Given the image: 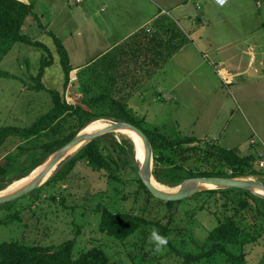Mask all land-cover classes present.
Masks as SVG:
<instances>
[{
	"label": "rangeland",
	"instance_id": "rangeland-1",
	"mask_svg": "<svg viewBox=\"0 0 264 264\" xmlns=\"http://www.w3.org/2000/svg\"><path fill=\"white\" fill-rule=\"evenodd\" d=\"M242 1L231 0L225 7H218L211 0H195L190 4L197 20L202 23L201 34L196 39L188 33L180 37L177 45L185 46L184 51L173 59L167 74L157 78L154 92L147 97L150 100L149 104L146 101L148 112L136 116L143 130L161 134L171 143L187 137L199 141L187 145L184 151L152 147V178L166 191H174L193 178H240L264 185V0H246L249 2L244 5ZM26 2L32 5L38 18L29 21L32 29L23 34L34 40L41 37L45 28L61 40H66L73 30L77 37L72 17H91V14L103 17L99 16L98 6L102 2L111 4L110 0H86L82 4H77L76 0ZM119 4L124 3H117V7ZM126 8L127 15L135 14L133 7L127 3ZM242 9L249 12H239ZM171 15L174 17L162 20L170 22L178 13ZM106 17L119 18V14L112 12L109 6ZM121 18L128 23L127 30L130 32L152 17H139L135 22H128L131 17ZM78 24L82 25L81 43L87 46L88 22ZM173 25L177 30V25ZM170 40L168 38L167 42ZM39 42L52 54L24 43L12 44L0 40V71L11 75L9 78L0 76V128L30 127L53 108L52 90L61 95L62 101L72 102L71 97L67 99L71 93L66 95L64 83L62 85L65 74L54 38L47 34ZM197 47L206 58L196 52ZM86 55L84 57L88 58ZM43 60L49 62L50 68L44 89H40L38 84L41 80L36 79V75ZM223 68L230 77L218 76ZM252 70L259 74L251 75ZM105 71L100 70V73H107ZM74 79L71 74L69 84ZM90 80L85 78L83 83H91ZM102 80L105 84L107 77ZM190 83H195L200 93L191 95L187 92ZM160 85L166 90L164 97L157 90ZM173 86H176L175 91L171 90ZM138 98L135 97V100L138 101ZM160 99L162 101H158ZM85 101L86 97L82 102H73L89 110ZM141 104L134 102L131 106ZM81 123L75 117L62 120L54 140L65 141ZM155 139L165 147L161 138L156 136ZM254 139L257 144H252ZM54 140L43 137L26 144L27 149L33 150L29 153L18 150L21 145L18 139H7L0 148V167L7 165L8 157L14 155L20 156V164L5 169L0 176V190L47 163L49 159L42 161V146ZM126 140L128 138L118 137L114 132L98 137L94 153L101 170H93L78 159L81 150L57 168L37 193L0 205V220L4 222L0 225V243L19 242L58 248L76 238L75 258L100 247L109 257L110 264H181V257L168 244L161 251H155L154 243L149 239L151 228L124 241L102 233L97 209L99 205H106L115 213L139 214L153 221H164L165 217L172 216L169 240L176 247L191 253L207 249L204 241L210 232L226 216L233 217L246 226L252 236L245 247L246 257L238 263L230 260L228 255L220 254L211 264H264V198L249 190L215 189L220 192L197 193L169 208L156 197L148 198L141 188L143 182L139 168L133 170L120 158L118 145L127 150L131 147L130 140ZM219 148H240L241 156L254 158V170L261 176L252 175L251 170L221 163ZM69 164H73L72 169ZM235 172L240 177H234ZM52 197L57 200L53 201ZM229 250L235 256L241 252L235 246L229 247Z\"/></svg>",
	"mask_w": 264,
	"mask_h": 264
},
{
	"label": "trees",
	"instance_id": "trees-1",
	"mask_svg": "<svg viewBox=\"0 0 264 264\" xmlns=\"http://www.w3.org/2000/svg\"><path fill=\"white\" fill-rule=\"evenodd\" d=\"M29 17L33 18L34 20H37L38 18L37 15L33 13L32 5L26 4L19 0H0V40L9 41L12 44L24 43L30 46L38 47L43 51L50 53L48 48L41 42L36 41L30 36L22 33V27L26 19ZM50 35L54 38L57 47L61 66L65 74L64 88L67 89L70 81V74L72 72L69 56L60 39H58L52 33H50ZM153 37L154 38H152L150 41L158 44L159 49L165 44H167V48L170 49L166 55L162 52L160 53L161 59L163 60L160 63V67H162L167 62V60L172 58V56L177 50L180 49L181 46L178 47L177 41L172 43L171 40L166 42L167 39L160 38L157 40L156 38L161 37L159 32L155 33ZM49 65L50 64L48 61L43 60L41 62V67L36 79L39 81L42 79L44 70ZM100 75L102 78H104L106 73H100ZM0 76H5L6 78L11 77L9 73L2 71H0ZM114 81L117 82V79ZM106 84L107 85L103 84L102 79H96L92 84L82 83L81 87L86 97L85 104L89 106V110L83 109L80 106L69 105L67 102L62 101L61 95L57 91L52 90V96L54 98L53 108L48 113L40 117L30 127L0 128V148L5 144L7 139L16 138L21 142V145L18 146V150L30 153L33 150L32 148L27 149L25 147L26 144L32 143L34 140H38L43 137L52 138L54 140L55 137L58 136L60 122L68 117H75L78 121L81 120V125H79L78 129L71 133V135L65 141L61 142L59 139H56L43 144V162L47 161L57 149L62 148L64 145L73 140L79 132H81L87 125L94 121L111 120L113 122H127L142 129L141 123L137 119L135 112L128 106L127 99L122 98L119 95L121 94V91L119 89L118 91L115 90L117 86L111 85L110 80H107ZM38 87L40 89H44V85L41 81L38 84ZM103 109H105L106 112ZM143 131L149 138L153 149L162 148L170 150V148H176L177 150L184 151L187 145L199 142L194 137H187L177 143H171L163 135L161 136V134H155L151 131ZM156 136L161 138V141L165 147L157 143V140L155 139ZM97 139L82 148V151L80 150L81 153L78 159L85 162V164L93 170L99 171L101 168L97 160L98 158H96L94 153V145ZM128 142L131 145L128 150L118 145L120 147L118 154L127 165L136 171L139 168V164L136 160L134 145L132 142ZM219 150L221 152V163L223 162L225 165L232 168L236 167V169L241 168L251 170L252 175L261 176L258 175L259 173L254 170L255 160L252 156H241L239 149L225 150L223 148H219ZM19 157L20 156L17 155L8 157L9 163L4 167H0V176H3L5 169L19 165ZM65 162H67V160ZM63 163L60 166H62ZM69 165L70 169H72L73 164ZM233 176L240 177V174L235 172ZM141 188L148 195V198H155L146 189L143 183H141ZM39 190L40 188L30 194L34 195ZM218 192H220V190H207L203 191L202 193L216 194ZM155 199L158 200L157 198ZM52 200L56 201L57 198L52 197ZM158 201L165 203L169 208H172L174 205L178 204L177 202H165L162 200ZM97 213L100 214L101 219L99 228L100 231L120 241L130 238L138 232L146 233L147 229L150 228L158 230L161 235L168 239V245L171 247V249L179 257H181V264H198L202 262H208L211 264V262H215V258L220 254L228 255L230 260L233 262L242 263L246 257L245 247L251 242L252 237L250 231L246 229V226H242L241 223L235 220L233 217L226 216L220 225L213 229L204 241V245L207 246V249H204L200 252L191 253L185 251L182 248L176 247L175 243L169 240L172 216L165 217L164 221H153L139 214L115 213L106 205H99ZM241 222L244 223V220L242 219ZM3 223L4 222L0 220V225ZM231 246L239 247L241 249L240 255H233L229 250V247ZM75 248L76 238L64 242L58 248H42L19 242H3L0 243V264H110L109 257L107 256L104 249L100 247H94L89 251L83 252L78 258H75L74 256Z\"/></svg>",
	"mask_w": 264,
	"mask_h": 264
},
{
	"label": "crops",
	"instance_id": "crops-1",
	"mask_svg": "<svg viewBox=\"0 0 264 264\" xmlns=\"http://www.w3.org/2000/svg\"><path fill=\"white\" fill-rule=\"evenodd\" d=\"M19 1L29 4L26 2V0ZM110 1L111 4L102 2L103 4L98 6L100 7L99 16L103 17H96L92 14L91 17H72V20L75 22L74 28L78 31L77 37H75L76 33L74 30L66 38V40H61L57 35H55L58 39H60L68 53L70 66L72 69L71 74L75 77L74 82H70V84H68L65 94L67 95V93H71L67 95L68 100L69 97L72 99V102L68 103L69 105L78 106L77 103H74L73 101L82 102V99L85 97L82 93L81 87L85 78H91L90 84H92L96 79L102 78L100 75V70H106L108 71L106 73L107 80H110L111 85L117 86L115 90L118 91L119 89L121 91V94L119 95L122 98L127 99V103L130 105V108L133 109V111L136 113V116H139L148 112V104L150 100H148L147 97L149 94L154 92V87L156 84H158V81H156L157 78H159L162 74H167L169 69L172 68L170 64L173 59L181 54V52L185 49V46H181V48L172 56V58L167 60V62L162 67H160V63L163 61L161 59L160 53L162 52L166 55L170 49L167 47L165 49V45L159 49L158 44L150 41L152 38H154L153 35L159 32L161 37L156 38L157 40L160 38H169L171 39L172 43L178 41L180 37L182 38V36L186 33H188L193 39H196V37L201 34L200 28L202 27V23L197 20L194 10L190 7V4L195 0ZM84 2H86V0H84ZM248 2L249 1L243 0L242 4L244 5ZM117 3L124 4H119L117 7ZM126 3L133 7L132 9L135 10V14H126ZM109 6L112 12L114 11L115 14H119V18L106 17L108 15ZM242 8L244 9L245 7L242 6ZM243 9L239 12H249L245 10L243 11ZM150 10L153 11L150 13ZM173 13H178V15L175 18H171L170 22L162 20L164 17H174L171 15ZM123 16L131 17L128 22L138 21L139 17L152 18H149L143 24L128 32V23L126 24L123 22L121 18ZM31 19L32 18L30 17L26 19L25 25L22 28V33L26 31L30 32L29 30L32 29V25L29 23ZM82 21L88 22L89 43L87 46L81 43L82 25L78 24V22ZM27 23L28 25H26ZM174 23L177 25L179 30L175 29V26L173 25ZM42 31L43 34H41L40 38L36 37V41H39V39L45 38L47 34H50V31H48L47 28ZM50 52L52 54L51 50ZM196 52L201 54L202 57L206 58L201 52L200 48L197 47ZM85 55L88 56V58L84 57ZM49 68L50 65L44 70V74L41 79L42 84H45L47 80L46 76L48 73L47 70ZM94 68H96V70ZM85 69L87 70L85 71ZM255 73L256 75L257 73L259 74L258 71ZM220 75H223V77L227 78L230 77L227 75L225 68L220 70L218 76ZM118 76L120 80L118 79ZM115 79H117V82L114 81ZM127 80H129L131 83L129 84ZM63 83L65 84V80L62 82V85ZM105 85L107 84L105 83ZM190 86L191 87L190 89L188 88L189 91L187 92H191V95L195 92L200 93L195 83H190ZM175 88L176 86H173L171 90L175 91ZM125 90L129 91L124 93ZM157 90L162 95V97L165 96L166 90L164 86H158ZM155 95L158 96L156 91ZM137 96L140 97L138 98V101L135 100V97ZM158 101H162V99ZM134 102H140V104L142 102L143 103L141 106H131V103ZM238 149L239 151L241 150L240 148Z\"/></svg>",
	"mask_w": 264,
	"mask_h": 264
},
{
	"label": "water",
	"instance_id": "water-1",
	"mask_svg": "<svg viewBox=\"0 0 264 264\" xmlns=\"http://www.w3.org/2000/svg\"><path fill=\"white\" fill-rule=\"evenodd\" d=\"M251 75H256L255 71H251ZM87 125L78 135L71 140L69 143L64 145L58 151H56L45 163L42 171L29 183L17 189L16 191L0 197V205L16 201L38 188L42 187L51 177V175L57 170V168L70 157H72L75 152L77 153L86 145L97 139L98 137L116 131L130 130L134 132L140 139L144 150V160L142 163H139L137 160V146L133 142L134 150L136 153V160L139 164V175L140 178L146 187V189L157 199L165 202H178L190 198L197 193L203 192L205 190L203 187L208 186L215 189H226V188H236L254 191L256 194L264 198V185L256 182L254 180L240 179V178H193L185 181L179 187L176 188L175 192L163 191L157 188L153 184V176L151 172L152 165V146L149 138L145 132L139 127L127 123V122H113L112 125L108 126L105 129H102L97 132H87ZM255 190H259L262 193H258Z\"/></svg>",
	"mask_w": 264,
	"mask_h": 264
},
{
	"label": "bare ground",
	"instance_id": "bare-ground-1",
	"mask_svg": "<svg viewBox=\"0 0 264 264\" xmlns=\"http://www.w3.org/2000/svg\"><path fill=\"white\" fill-rule=\"evenodd\" d=\"M110 125H112V122L109 120H97V121H94V122L89 124V126L87 127V132H90V133L97 132V131H100L102 129L107 128ZM114 133L118 137H126L132 143L133 142L136 143L138 158L140 157L139 163H142L144 160V150H143V146L141 143V139L134 132H132L130 130L116 131ZM75 154H76V152H75ZM43 168H44V166L42 165V166L38 167L36 170H33L28 176H26L20 180H17L15 182L11 183L10 185H8L6 188H4L3 190L0 191V197L8 195V194L16 191L17 189L21 188L22 186L26 185L27 183H29L32 179H34L42 171ZM153 184L157 188H159L163 191H166L160 185H158L154 180H153ZM203 188L204 189H213L212 187H208V186H205ZM175 191H176V189L174 191H171V192H175ZM255 191H257L258 193H262L259 190H255ZM168 192H170V191H168ZM262 194H264V193H262Z\"/></svg>",
	"mask_w": 264,
	"mask_h": 264
},
{
	"label": "clouds",
	"instance_id": "clouds-1",
	"mask_svg": "<svg viewBox=\"0 0 264 264\" xmlns=\"http://www.w3.org/2000/svg\"><path fill=\"white\" fill-rule=\"evenodd\" d=\"M149 239L154 243L156 252L161 251L168 244V239L165 236L161 235L156 229L152 230Z\"/></svg>",
	"mask_w": 264,
	"mask_h": 264
},
{
	"label": "built area",
	"instance_id": "built-area-1",
	"mask_svg": "<svg viewBox=\"0 0 264 264\" xmlns=\"http://www.w3.org/2000/svg\"><path fill=\"white\" fill-rule=\"evenodd\" d=\"M218 7H225L231 0H211ZM84 0H76L77 4H82ZM252 144H257V141L254 139L251 141Z\"/></svg>",
	"mask_w": 264,
	"mask_h": 264
}]
</instances>
